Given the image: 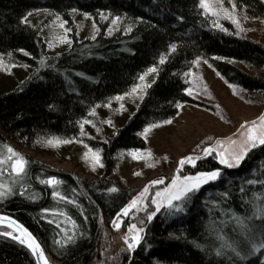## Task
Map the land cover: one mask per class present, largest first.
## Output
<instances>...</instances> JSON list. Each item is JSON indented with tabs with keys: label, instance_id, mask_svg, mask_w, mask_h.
<instances>
[{
	"label": "trees",
	"instance_id": "1",
	"mask_svg": "<svg viewBox=\"0 0 264 264\" xmlns=\"http://www.w3.org/2000/svg\"><path fill=\"white\" fill-rule=\"evenodd\" d=\"M232 2L246 20L264 23V0ZM78 15L89 21L86 29ZM52 26L60 35L54 47L46 41ZM197 60L264 104V45L239 37L231 24L204 12L199 0H0V70L32 69L13 90L0 93V151L8 141L33 151L76 141L99 151L103 169L87 177L26 158L24 174L8 177L0 213L31 231L49 264H264V248L253 250L264 236V218H254L264 209V145L252 148L238 167L221 165L212 153L152 185L147 195L175 175L220 171L217 180L146 218L134 250L125 242L126 229L114 224L146 187L115 184L118 154L139 152L150 168L157 162L144 130L166 127L183 106L199 105L187 80ZM151 73L155 80L142 88L122 126L101 117L137 95ZM53 177L58 183H46ZM0 264L35 261L23 245L0 235Z\"/></svg>",
	"mask_w": 264,
	"mask_h": 264
},
{
	"label": "rangeland",
	"instance_id": "2",
	"mask_svg": "<svg viewBox=\"0 0 264 264\" xmlns=\"http://www.w3.org/2000/svg\"><path fill=\"white\" fill-rule=\"evenodd\" d=\"M207 2L209 7L219 14L214 15L213 11L206 10L200 3L204 12L213 16L219 23L231 24L239 37H249L264 45L263 22L246 20L242 12L233 7L232 0H207ZM76 20L81 22L85 29L87 28L88 20L81 15L76 16ZM46 34V39L48 37L46 41L54 47L60 37L56 26L48 28ZM31 70L22 66L8 74L0 70V93L13 90ZM154 80L155 74H149L134 91L137 95L124 98L118 105H112L114 106L112 109L100 112L101 117L109 120L116 118L117 126H122L135 111L136 105L144 95L142 88L148 87ZM187 80L188 90L191 89V94L189 91L188 94L199 105L183 106L179 115L168 126L147 132L148 148L152 154L158 156L157 162L151 168L146 166L139 152L133 153L135 156L118 154V165L111 179L119 188L146 186L149 189L152 185H157L153 184V181L162 180L167 174H175L176 167L181 166L180 161L186 157H205L207 155L203 150L206 148H214L216 152L231 148V141L239 142L243 139L242 133H245L246 129L242 128V125L251 126L255 122L259 127L260 118L264 116V104L258 100H251L239 89L228 86L206 61L197 60L187 74ZM86 130L92 133V130ZM104 131L108 136L112 134L109 128L105 127ZM221 144L223 147L220 146ZM57 145V149L44 148L38 151L21 148L9 141L7 146L15 149L25 159L31 158L57 170L87 177H93V170L98 173L103 172L96 159L97 156L100 158L97 149L76 141ZM216 152L213 153L216 154ZM8 155L6 148L3 153L0 151V159L6 161L0 165V185L3 186L0 187V192H4V195L9 188L8 177L16 175L11 170L10 162H7ZM176 177L177 175L173 179ZM172 180L158 192L170 187ZM147 193L134 199L137 200L135 207H129L133 200L125 207L129 208L127 215L124 214V208L115 219L114 224H120V227L126 229V240L131 241V237L136 234L129 231L133 224L138 229H142L139 232L141 237L145 219L156 212V205L152 201L158 199L157 192L149 195ZM165 207L168 206L165 204L160 209Z\"/></svg>",
	"mask_w": 264,
	"mask_h": 264
},
{
	"label": "snow or ice",
	"instance_id": "3",
	"mask_svg": "<svg viewBox=\"0 0 264 264\" xmlns=\"http://www.w3.org/2000/svg\"><path fill=\"white\" fill-rule=\"evenodd\" d=\"M201 6L205 8L208 11H213L214 15H218V12H215L213 9L209 7V4L207 0H200ZM235 7V5H233ZM163 62V60L161 61ZM143 79V77H141ZM189 94H191V89L188 90ZM179 107V105H177ZM165 123H171V121H165ZM242 128L246 129L245 133H242L243 139L239 142L237 141H231L232 147L225 150L216 152V149L214 148H206L203 151L206 155H211L213 152H216V155L218 157V162L221 165H224L228 168H234L238 167L240 165V162L244 159V157L247 155V153L252 149L256 148L258 145H264V116L260 118V125L257 127L256 123L253 122L251 126H248V124L242 125ZM145 133L149 131V129L144 130ZM69 141H64V143H68ZM49 143H52V141H49ZM220 144V142H218ZM221 147L222 144L220 145ZM6 151L9 154L7 156V162H10L11 170L16 175H22L25 172L26 165L28 161L21 156L19 153L15 151V149L11 148L10 146L6 147ZM135 156V154H133ZM151 155V154H149ZM97 162L99 161V157H96ZM199 159V157H186L184 160L180 161L181 165L184 164H192L195 166L196 160ZM6 161L4 159H0V165L4 164ZM220 171L219 170H212V171H206V172H199L195 176H184L180 177L177 176L175 179L172 180L171 186L166 188L162 192H157L156 197L157 200H153L152 202L156 205V211H159L161 207H163L165 204L171 208L174 206V201H181L184 200L190 193H194L198 191L204 184H207L209 182L215 181L219 178ZM163 180H156L153 181V184H161L163 183ZM49 185H55L58 183V181L53 177L50 178L48 181H46ZM249 183H252V181H249ZM0 187H3L0 185ZM10 191V189H9ZM112 191H117V189L113 188ZM149 191L148 187H145L144 193H147ZM4 192H0V196H3ZM55 195V193H54ZM143 195V193L141 194ZM137 204V200H133L131 202V205L129 207H135ZM178 211L180 209H177ZM129 211V208L124 209V214L127 215ZM260 215L256 216L254 218L260 219L264 218V209L259 210ZM155 213L148 216V220L150 221L153 218V215ZM4 218L0 217V221H2ZM238 224L245 229L249 228V225L244 222L239 217H235ZM15 224L14 221H9L8 227H12ZM116 228L119 229L120 224H115ZM18 229H20L23 232L24 237L26 239H20L19 242L21 244L27 243V246L32 250L34 255H39L40 259L44 261V264H48L47 259L44 256L43 250L41 249L39 243L32 237L30 233L27 232L26 229H22V226L16 225ZM130 232H135L136 234L131 237V241L129 242L126 240L125 242L128 244V249L134 250L136 246L140 243L141 237L139 235V232L142 231V229H138L135 224L131 225L129 228ZM6 235L11 236L12 233H5ZM14 239H19V237H13ZM260 248H264V236L261 238V242L258 245H254L253 250L258 251ZM219 254V252L217 253ZM239 255V253H237Z\"/></svg>",
	"mask_w": 264,
	"mask_h": 264
},
{
	"label": "water",
	"instance_id": "4",
	"mask_svg": "<svg viewBox=\"0 0 264 264\" xmlns=\"http://www.w3.org/2000/svg\"><path fill=\"white\" fill-rule=\"evenodd\" d=\"M0 217L4 218L2 221H0V227L1 228H5L6 230H8V233L9 232L12 233V235L9 236V235H6L5 233L0 232V235L4 236L6 238H10V239H12V240L17 241L18 243H20L19 240L20 239H26V237H24L23 232L16 227V225H19V226H22V229H26L27 232L30 233L32 235V237L37 241V243H39L38 240L35 238V236L31 233V231L28 228H26L17 219H15L12 216H9V215H6V214H1V213H0ZM9 221H14L15 224L12 227H8ZM13 237H19V239H14ZM129 242H130V240H129ZM21 245H23L30 252V254L32 255V257H33V259L35 261V264H44V261L40 259V257H39L38 254L37 255H34L33 254L32 250L27 246V243L21 244ZM40 247H41V245H40ZM41 249H42V247H41ZM43 253H44V251H43ZM44 256L46 258L45 253H44ZM48 264H49V262H48Z\"/></svg>",
	"mask_w": 264,
	"mask_h": 264
}]
</instances>
